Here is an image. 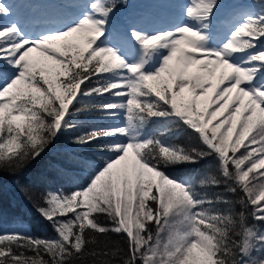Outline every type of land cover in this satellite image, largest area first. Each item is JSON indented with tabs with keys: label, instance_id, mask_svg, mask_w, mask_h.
<instances>
[{
	"label": "snow or ice",
	"instance_id": "1",
	"mask_svg": "<svg viewBox=\"0 0 264 264\" xmlns=\"http://www.w3.org/2000/svg\"><path fill=\"white\" fill-rule=\"evenodd\" d=\"M30 3L0 0V177L52 235L0 232V264H264V0ZM67 134L83 182L24 183Z\"/></svg>",
	"mask_w": 264,
	"mask_h": 264
},
{
	"label": "trees",
	"instance_id": "2",
	"mask_svg": "<svg viewBox=\"0 0 264 264\" xmlns=\"http://www.w3.org/2000/svg\"><path fill=\"white\" fill-rule=\"evenodd\" d=\"M109 121L98 117L95 122L108 124ZM173 131L177 143L184 145L195 143L194 139L179 126ZM88 151L91 150L74 145L71 142L70 134L61 136L40 160L34 162L26 170L23 177L24 183L36 189L47 186L67 190L69 183L64 179L66 169L77 175L80 169L71 160L84 157L80 153L91 157L87 153ZM195 167L197 171H200L206 165L202 164ZM16 230L28 231L41 236L52 235L51 227L39 217L33 203L19 191L13 183L12 177L4 175L0 177V232ZM113 239H119V237L113 235Z\"/></svg>",
	"mask_w": 264,
	"mask_h": 264
},
{
	"label": "rangeland",
	"instance_id": "3",
	"mask_svg": "<svg viewBox=\"0 0 264 264\" xmlns=\"http://www.w3.org/2000/svg\"><path fill=\"white\" fill-rule=\"evenodd\" d=\"M32 1V0H31ZM36 3H42L41 1H38V0H34ZM125 1V0H124ZM133 1L134 0H126V4L128 3L129 7L133 4ZM144 1V5H145V9L138 12V13H132L130 14V8L129 7H125L124 8V12L123 14L120 16V19H127V18H130L132 16H142L147 23L149 24H156L154 22V17L158 16L160 14V12L158 10H151V12L149 13H153V16H151L150 14L149 15H145V12L149 9V7H152V5L154 4H158L160 3V0H143ZM233 3H234V6L237 7V8H244V7H247L245 6V4H247L248 6L251 5V4H256L254 2H252V0H233ZM33 6L31 3L28 5V7H31ZM37 6L39 7L40 4H37ZM127 10V11H125Z\"/></svg>",
	"mask_w": 264,
	"mask_h": 264
}]
</instances>
